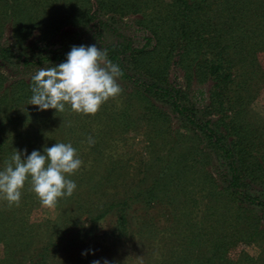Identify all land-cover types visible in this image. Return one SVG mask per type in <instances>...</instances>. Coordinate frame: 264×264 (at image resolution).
Instances as JSON below:
<instances>
[{"label": "trees", "instance_id": "1", "mask_svg": "<svg viewBox=\"0 0 264 264\" xmlns=\"http://www.w3.org/2000/svg\"><path fill=\"white\" fill-rule=\"evenodd\" d=\"M125 16H132L142 38L120 27ZM5 23L15 46L37 32L38 40L24 48L0 45V61L26 68L58 65L73 45L106 50L122 70L117 83L133 102L147 131L145 153L155 161L145 166L147 181L125 184L120 193L104 194L102 202L92 191L79 195L70 218L74 228L65 233L62 226L55 236L28 221L29 209L22 207L39 200L26 181L19 206L0 199V264H59L54 258L63 240L94 242L105 215L115 218L108 233L112 246L125 240L148 248L158 235L172 242L159 256L150 253V264L253 263L243 250L229 253L264 234V124L250 119L249 108L264 84L258 60L264 50V0H0V36ZM62 27L69 34L61 42L51 40ZM170 65L181 70L185 86L193 79L208 82L203 105L185 87L167 81ZM33 75L5 85L0 73V170L15 149H26V156L53 145H37L47 132L20 126L31 117L24 110ZM65 118L56 128L64 140ZM79 135L87 145L72 146L91 165L100 163L107 146L90 145L92 136ZM79 173V180L91 176L87 168ZM197 203L202 209L194 219ZM155 205L169 218L161 231L147 213ZM81 215L86 226H77Z\"/></svg>", "mask_w": 264, "mask_h": 264}, {"label": "rangeland", "instance_id": "2", "mask_svg": "<svg viewBox=\"0 0 264 264\" xmlns=\"http://www.w3.org/2000/svg\"><path fill=\"white\" fill-rule=\"evenodd\" d=\"M119 22L122 25L120 27L125 30L128 29L127 32L134 37L142 38L143 32L133 25L132 16H125ZM66 30L65 27H62L52 34L50 39L61 42L64 35L69 34ZM37 40V32L33 30L32 35L26 38L20 46H15L9 24L5 23L0 36V45L24 48L23 46H29L31 42ZM26 52L28 53V50ZM258 60L264 71V50L258 53ZM52 66L56 65H48L47 63L41 66L26 68L19 63L5 60L0 61V73L4 76V84L6 85L19 79L25 80L38 70ZM182 75L178 67L170 65L166 78L167 81L170 80L185 87L194 103L198 106L203 105L207 101L208 82H197L193 79L188 86H185V80ZM259 86L258 94L249 106L250 114L253 116L250 119L264 124V84L262 83ZM29 100H27L28 103ZM27 105L29 107L24 110V114L31 115V117L21 123L20 126L22 128L25 126L26 129L30 128L31 131L39 130L47 132L46 135L44 134L38 138L37 145L48 146L55 143H75L79 146H86L87 138L78 136L80 132H84L92 136L94 141L107 146L106 153L101 154L100 163L95 162L92 165L89 160H84V157L77 151V156L83 163L78 171L66 177L73 179L77 185L72 197L58 199L56 206L52 208L43 206L40 201L35 204L31 203L30 206L28 204L22 207L23 209H29L28 221L30 224L47 228L53 236L60 232L62 226L65 233H70L74 228V222H70V218L74 217V214L77 213L75 211L76 205L74 204V200L79 195L92 191L91 197L97 198L99 202H102L104 198L101 197L104 194L120 193L125 184L135 183L141 179L142 181L149 179L151 174L149 170L145 169V166L147 162L155 161V155L145 153V150L150 148L147 143V131L141 127L142 122H139L137 119V111L134 110L133 102L128 97L126 98L124 94L120 93L115 98H110L101 105L95 115L77 114L71 112L68 106H66L64 112H56L55 109L37 110V106ZM63 116L67 117L63 125V130L66 131L65 140L58 129L56 130L57 125L63 122ZM46 119L47 121L44 122ZM81 146L79 149H81ZM106 167L111 168L109 175L112 178L110 181H106L104 178L107 170ZM86 168L87 171L91 172L90 178L79 180L78 178L82 174L79 172ZM30 192L33 193L32 191ZM195 196L199 195L195 194ZM201 209V203H197L193 212L195 215L193 216L194 219L200 217ZM147 213L153 220V223L159 227L160 231L170 224L167 210L160 205L149 208ZM61 214H63V217H61ZM133 214H137V216L141 215V213L138 214L137 210H134ZM78 219L77 226L87 225V221L83 219V215ZM114 219L113 215H105L104 218L98 221L94 242L86 241L82 244L76 243L70 245L64 239L63 247H60L57 251L54 262L59 264H92V261L99 260L100 264H104V260H107L109 264H150L147 262L150 253H152L153 257L159 256L162 250L172 243L167 239L159 238L163 235H158L148 248L144 243L134 245L131 241L125 240H121L116 247L112 246L108 233L114 225ZM39 232L35 231V235H41L38 234ZM139 246L144 247V249ZM238 250H243L249 260L253 261L252 264H264V234L254 242L240 243L237 248L229 253V256L233 257ZM1 254L2 246L0 244V256Z\"/></svg>", "mask_w": 264, "mask_h": 264}, {"label": "clouds", "instance_id": "3", "mask_svg": "<svg viewBox=\"0 0 264 264\" xmlns=\"http://www.w3.org/2000/svg\"><path fill=\"white\" fill-rule=\"evenodd\" d=\"M122 74L119 66L108 59L106 50L95 44L73 45L64 62L42 68L31 77L28 104L37 106V110L56 112H64L68 106L71 112L95 115L102 104L122 92L117 83ZM88 143L91 145L94 140L89 137ZM26 151L15 149L0 170V199L9 206H19L26 181L45 207H55L59 198L72 196L77 185L66 177L78 171L83 162L71 143H55L42 153L33 150L24 156ZM104 264L109 262L104 260Z\"/></svg>", "mask_w": 264, "mask_h": 264}]
</instances>
